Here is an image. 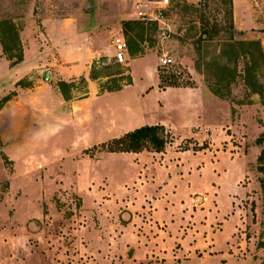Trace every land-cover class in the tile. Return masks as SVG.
Masks as SVG:
<instances>
[{"label": "rangeland", "instance_id": "obj_1", "mask_svg": "<svg viewBox=\"0 0 264 264\" xmlns=\"http://www.w3.org/2000/svg\"><path fill=\"white\" fill-rule=\"evenodd\" d=\"M136 1L0 0V264H133L151 254L173 264L178 245L184 254L206 240L231 260L186 264H264V0H178L157 24L135 17ZM241 1L240 14L255 25L235 22V2ZM203 18L211 39L202 36ZM119 34L129 45L123 65L113 59ZM167 56L174 64L161 68ZM16 66L26 71L9 77L7 70ZM148 69L160 91H203L217 109L213 120L228 136L216 149L217 177L210 166L216 152L179 155L192 142L174 145L171 133L165 149L173 179L163 192L128 157L108 153L109 142L82 152L86 137H102L97 131L82 136L65 129L60 143L24 147L39 139L25 133L35 115L52 118L57 98L67 127L82 110L75 102L110 97L130 82L113 104L126 103L146 121L162 116L183 126L175 107L164 115V103L157 107L153 96L140 94L150 82ZM46 73L53 76L49 82ZM10 100L16 103L7 105ZM140 144L144 151L156 148ZM44 161L45 167H33ZM203 164L204 177H198L196 167ZM167 172L157 170V178Z\"/></svg>", "mask_w": 264, "mask_h": 264}, {"label": "crops", "instance_id": "obj_2", "mask_svg": "<svg viewBox=\"0 0 264 264\" xmlns=\"http://www.w3.org/2000/svg\"><path fill=\"white\" fill-rule=\"evenodd\" d=\"M242 2L243 1H241V3ZM241 5L242 6H240V4L238 5L235 2V6H234L235 22L239 20V23H241L243 27L246 28L249 27L251 24L255 25V20L252 21L246 20L247 17L241 15L242 7H244L245 9L244 3H242ZM139 59H136L134 60V62H131L132 64H131L130 77L132 76L135 68L138 67ZM25 69H26L25 67L16 66L13 68H9V70H7V73H9V77H12L10 74L25 72L26 71ZM152 74H154L152 69H148L146 71V77L149 78L150 82L148 85L141 88L140 94L146 97L153 96L155 99L154 102L157 104V107H159L160 102L164 103L163 108L159 107V109L164 113V115L165 112H167L165 111V109L175 107L177 111H173V112L177 113L178 115H180V117H182V119L184 120L183 126L179 127L178 124L174 123V120L168 121L166 119L167 121H165V119H163L164 117L162 116L157 118L153 117L151 121L150 120L146 121L141 119L142 117L139 118L138 117L139 114L132 112L126 103L116 105V101H115V103L113 104V102L111 101H113L112 99H115L117 97L118 93L120 94L121 91L128 90L132 87L130 86L132 82H130L128 86H126L124 89L120 91H116L112 93L110 97H108L107 95L99 96L97 98L84 97L81 100L75 102L74 105L76 106L74 107L78 109H82L83 111L78 110V112L74 113L75 117H73L71 120L73 125H68L67 127H65V120L62 115L63 101L57 98L55 102V113L53 114L52 118H48L46 114H42V113L35 115L36 117L39 118L34 119L35 123L31 125V128H29V130L26 131L25 133L26 136L32 138L38 137L39 139L36 141L32 140L34 141V143L30 142V145L24 144V147L28 148L29 146H36V147L39 146L40 148H42L44 146H47L48 141L54 142L55 144L60 143L63 140L65 129H74L76 131H79L82 133L81 134L82 136H85V134L87 135L88 133L92 136V134L95 131H97V136L98 137L102 136V137L100 139L89 140V141H87V137H86L84 140L85 144L82 146L83 147L82 152H84V151H88L95 145L104 144L114 139H119L124 135H126L127 133L133 132L142 127L162 125L167 129L169 133H171V135L175 137L174 139L175 143H173L174 145L176 144L178 145L185 139L187 141L192 142V144L187 148L186 151H178L179 155L191 154V153H193L194 155L202 154V153L205 154V152L208 153L216 152L217 155L220 154V152L216 151V149L219 148L218 142L221 144V142L223 141H228V136L224 137V132L222 131L221 133L217 129L218 124H216V122H214L213 120L214 117H216L215 119L219 118L217 115V109L214 110L212 106L210 107L209 101L203 95L204 94L203 91L202 94L194 90H175V89H170L167 92H163L160 91L158 87V83H159L158 80L157 79L152 80V78L150 77ZM52 77L53 76L51 74V80ZM3 79L4 78L0 76V95H1V86L5 84ZM34 100L35 99H33V101ZM13 103H16V101L15 100L7 101V105H12ZM40 104H42V98H40ZM173 104H175V106ZM45 110L47 111V105L45 107ZM137 119L142 120L138 125H133V124L129 125L130 123L135 122ZM9 121H12V119L9 118ZM79 121L81 122V124L79 123ZM189 130H191L192 132H189ZM8 131H10V129ZM81 145L82 144H80L79 147H81ZM203 145H206L207 149H204L201 152L193 151L192 148L193 146L202 147ZM169 149L170 148H166L161 153L143 151L141 153H120L113 155L128 157V159H130L131 163L134 166L142 169L140 170L141 175H144L146 174V172H148L150 178H147L146 180L147 183L151 182L152 185L157 187L158 188L157 192H163V187L168 186L169 182L173 179L167 161V157H168L167 155L171 153ZM211 149L213 150L211 151ZM220 160H221V156L218 155L216 158V162L214 161L210 164V166L212 167L211 168L212 172L215 175V177L218 176V165L220 163ZM230 161L232 163L234 162L233 159H230ZM47 164L48 163H45V161L35 162L33 167L36 169L41 167L43 168ZM176 165L177 166L183 165L181 159L178 161V164ZM157 170L159 171L167 170L168 172L166 176L161 179L159 176L157 178L158 175L157 174L158 172L156 173ZM205 171L206 170L203 164V166H197L195 172L199 173L198 177H204ZM187 173H189L190 176L192 171L181 172V180H184V177H187L185 176ZM144 200L146 202H149L150 199L146 198ZM156 201L157 199L153 200L154 203ZM150 228L153 229L152 226ZM197 235H199V233H197ZM228 243L226 249L229 247ZM176 248H177L176 250L177 254H174L173 262L177 264H186L192 260L205 262V260H209L211 259V257L215 258L216 256L222 257L221 260L223 263L224 262L228 263V259L231 258L229 253H225L223 256H221L223 249L217 248L213 242H209L207 240L203 243L198 242L196 246L190 247L191 249H188L184 254H183L184 248L182 247V245L181 246L178 245V247ZM132 262L133 264H167L164 257H160V256L156 257L153 254L149 255V257L147 256L144 262H138L134 259L132 260Z\"/></svg>", "mask_w": 264, "mask_h": 264}, {"label": "trees", "instance_id": "obj_3", "mask_svg": "<svg viewBox=\"0 0 264 264\" xmlns=\"http://www.w3.org/2000/svg\"><path fill=\"white\" fill-rule=\"evenodd\" d=\"M182 1V0H181ZM184 1V0H183ZM189 8L187 7L185 11H188ZM202 36L206 35L208 38V32H209V22L205 20V18L202 19ZM233 27V26H232ZM231 27V28H232ZM220 30L216 26L213 29V33L217 34ZM211 39V38H209ZM169 132L164 130V126H146L142 127L140 129H137L133 132L127 133L123 137L119 139H114L109 144L104 147L108 153L110 154H120V153H141L144 151V148L141 147L140 144L142 140L144 141H150L153 143L156 148L152 149L154 152L161 153L164 151L165 146L167 144H170L168 141V134ZM152 139V140H151ZM141 147V148H140ZM201 150L206 149V145H203L202 147H198ZM150 148H145V150L152 152ZM185 149L184 151H186ZM194 151H196L194 149ZM199 151V150H197ZM96 155H91V157H94Z\"/></svg>", "mask_w": 264, "mask_h": 264}, {"label": "built area", "instance_id": "obj_4", "mask_svg": "<svg viewBox=\"0 0 264 264\" xmlns=\"http://www.w3.org/2000/svg\"><path fill=\"white\" fill-rule=\"evenodd\" d=\"M178 0H138L134 5L135 17L144 23L157 24L165 20L168 12ZM113 59L116 64L123 65L127 61L129 45L124 35H116L113 38ZM174 64L170 57L160 60V67L167 68Z\"/></svg>", "mask_w": 264, "mask_h": 264}, {"label": "water", "instance_id": "obj_5", "mask_svg": "<svg viewBox=\"0 0 264 264\" xmlns=\"http://www.w3.org/2000/svg\"><path fill=\"white\" fill-rule=\"evenodd\" d=\"M105 63H108V61L105 60ZM45 79H46L48 82L51 81V74H50V73H46V74H45Z\"/></svg>", "mask_w": 264, "mask_h": 264}]
</instances>
